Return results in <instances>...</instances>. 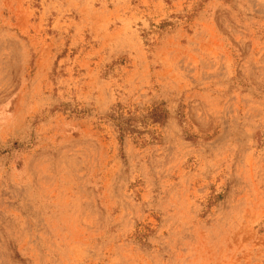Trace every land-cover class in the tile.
<instances>
[{"label": "rangeland", "instance_id": "374dc122", "mask_svg": "<svg viewBox=\"0 0 264 264\" xmlns=\"http://www.w3.org/2000/svg\"><path fill=\"white\" fill-rule=\"evenodd\" d=\"M0 264H264V0H0Z\"/></svg>", "mask_w": 264, "mask_h": 264}]
</instances>
